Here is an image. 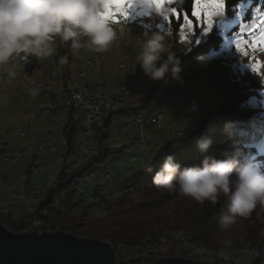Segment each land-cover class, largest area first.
<instances>
[{
	"label": "rangeland",
	"instance_id": "1",
	"mask_svg": "<svg viewBox=\"0 0 264 264\" xmlns=\"http://www.w3.org/2000/svg\"><path fill=\"white\" fill-rule=\"evenodd\" d=\"M165 2L168 3V0H165ZM249 5L250 1L240 2L239 9L233 16L222 17L221 15H214L211 23H209L207 17L203 14L199 19L187 14L189 19L192 20V24H187L184 17L180 20L181 16L179 11V16L170 13L168 19H164L150 14L146 9L135 7L131 10L132 14L130 16H117L118 31L122 29L123 34L106 52L96 53L87 48H83L84 50L81 48L73 53L72 59L69 62V72L72 79L78 81L79 74L83 70L88 73L87 75L89 77H94L92 76L93 71L97 75L101 73L106 86L105 91L111 93L120 83H126V86L129 87L145 88L155 82V80L150 79L144 74L143 69L137 61V56L142 47L143 32L145 30L153 29L164 32L167 35V47L174 51L177 56L186 53L191 48L192 40H195V42L203 41L204 37H207L215 26L223 37L218 48L198 54L190 60L182 62L180 80L170 75L169 78L158 81L155 102L164 113L163 128L160 130L152 126L144 128L146 137L145 149L140 150L136 145L135 141L138 133L134 131L135 129L129 130L131 131L130 133L127 131V133L122 135L119 129L114 127L110 128L109 131H106V136L104 137V148H119L124 149V152H116L109 156L105 162L96 164L89 175L83 178L79 177L76 180L73 187L69 189V193L82 186L84 187L82 195L87 202L97 201L94 195L96 186L100 184L103 178L110 175L109 184L111 191L109 192V196L116 198L121 193L123 181L127 177L141 168L149 166L155 160L160 147L166 143L164 140L165 137L172 141L175 140L174 143H177V145L171 152L163 155L158 160L157 166L159 167L163 163L166 155H172L175 158L179 148L184 151L189 148L187 150V156L196 154L200 150L198 147L199 140L197 141L196 137L192 142H189L186 138L178 139L172 135V132L167 130V128L179 130L175 127L177 124L175 120L176 113L171 101L175 96L184 97L185 91L189 88L187 75L192 67L200 83L198 93L193 96V101L195 104L200 101L203 105L201 111L196 115L194 123L199 122L201 119H207L209 113H213L228 94L232 92L227 87H221L220 80H206V77L218 75L225 81L233 80L235 71L241 68L240 70L243 76H245V80L248 79V82H245V80L242 81L240 89L244 92H250V94L239 103L237 112L249 114V117L243 121L222 123L220 125L221 134L218 137H215L217 134L216 126L210 125L209 131L211 133L207 139L211 141L217 139L220 141L231 137L248 145L256 144L260 152L264 153V105H262V102H264V90L262 89L264 87V84H262L264 80H261L263 73L260 72L261 66H264V44L259 45L256 42L250 44L245 39V34L250 33L249 28L253 21L257 25L260 24L261 10L257 8V14L250 19H246L245 13ZM241 25L244 26L243 38H241ZM205 29H209V31L205 32ZM256 29L259 30V27ZM238 42L242 44V49L240 50H237L235 47ZM57 46L58 39L56 40V48L53 55L48 58L38 59L40 66L29 75L25 70L27 59L13 57L9 63V67L15 70L16 76L11 84L8 83L6 72L0 69V147L7 141L11 151L9 155L15 157V159L19 154L29 156L35 153L37 157V164L33 167L30 175L26 174L23 170H19V165H16V169H12L14 170V174L11 175V179L6 180V176L0 177V220L3 221H10V217L7 214L10 212L9 210H15L13 212L15 215L28 216L33 213L36 204L22 208L23 202L29 204L37 203L39 199L37 198L35 200L32 197L33 195L42 197L46 192V188L55 184L63 169L75 170L82 163L87 162L92 153L83 155L81 149V126L77 127L74 134V149L71 153L67 154L65 125H59L58 122L56 123V120H53L52 122L54 124L50 127V121L41 123L35 119L23 118L24 110L37 103L36 98L31 93V86L37 79L46 76L47 73L58 71L54 61ZM198 57H203V59H198ZM88 60L93 61L95 67L86 65ZM121 64L129 65L130 69L122 68L120 66ZM249 66H254V69ZM213 84L215 85L216 93L214 95V102H211L205 90ZM179 87L181 88L180 90L178 89ZM31 102L35 103L32 104ZM188 115L189 113L186 115L187 118ZM115 122H117L116 119ZM7 124H11V127L6 128ZM23 130L29 131V134L24 136L22 134ZM49 132H51L50 136L48 135ZM92 134L88 136L90 147H94L95 145V135ZM159 135L163 138L162 142L158 139ZM48 139H50V142ZM42 143H44V147L39 148V145ZM88 144H86L87 149H89ZM53 146L54 150H52ZM47 152L50 153L49 156L46 155ZM24 160L30 162L28 157H25ZM11 166L5 170L0 169V172L4 171L3 173H6L5 171L9 170ZM8 176L10 178V175ZM106 187H101V190L103 191ZM11 192L16 193H12V195L16 197L17 202L14 200L13 203H9L8 200H5V196H10ZM26 194L32 198L27 197ZM68 194L65 193L63 198ZM22 195H25L27 199L22 200ZM10 197L12 199L14 198L13 196ZM7 204L11 205L7 206ZM18 206H20L19 209H17ZM93 208L92 213L94 215L100 216L103 214V209L98 205H95ZM252 215L257 216L258 220L264 226V209L258 207ZM40 222L38 220L34 225L32 223L28 227H33L39 231L47 230L42 229L39 225ZM47 231L59 230H50L49 228ZM181 239L185 241L184 245L188 249L189 254L197 257L195 260L203 261L206 264H212L214 260L217 264H240V262H243V264H253V254L247 256L243 254L238 255V249L234 247L225 248L213 245L209 247L196 246L189 243V237L186 235H183ZM168 248L179 250V246H169ZM121 251L124 254L126 253L125 248H122ZM117 256L118 258H122L118 254ZM261 258L262 256L258 258L260 259L258 262L262 260Z\"/></svg>",
	"mask_w": 264,
	"mask_h": 264
},
{
	"label": "trees",
	"instance_id": "2",
	"mask_svg": "<svg viewBox=\"0 0 264 264\" xmlns=\"http://www.w3.org/2000/svg\"><path fill=\"white\" fill-rule=\"evenodd\" d=\"M243 1H250L245 13L246 19L255 16L257 8L264 9V0H226L225 11L221 16H233L239 9V3ZM166 4H171L172 7L178 9L180 20L183 19L185 13L192 16L194 0H180V2L172 0L171 3ZM222 39V35L215 26L203 41L192 40L191 48L178 57H180L181 63L188 61L198 54L218 48ZM72 55L73 52L69 44H62L58 39L54 61L60 72L69 73V62ZM65 57V62L61 63V59ZM39 66L38 58H27L26 73L31 74ZM170 75L171 73L166 78H169ZM157 84L158 81H155L148 89H144L148 94L145 96L146 102H150L149 99L155 95ZM249 94L250 92H244L240 88L232 90L218 108L213 113H209L208 119H203L198 123L191 136H195L198 141L199 134L204 130L209 131V126L213 125L217 129L215 137H218L221 134L220 125L222 123L243 121L248 118L249 114L238 113L237 109L239 103ZM108 112L118 113L119 111ZM74 113L76 112L72 110L68 116L73 119ZM73 120V124L65 127L67 154L74 149L75 125L80 124V121ZM210 133L209 131L208 137ZM173 143L174 141H170L162 145L155 160L149 166L141 168L127 177L123 181L121 193L116 198L109 196L107 191L103 190V192L100 184L96 186L94 195L97 201L94 202H87L82 194H77V190H72L69 193V189L73 187L79 177L83 178L89 175L96 164L105 162L109 156L114 154V150L104 148L101 154H90L89 160L75 170L63 169L55 184L48 187L45 194L39 198L33 213L28 216L15 215L13 210H9L10 212L7 214L10 221L0 220V223L15 232H23L35 229L29 228L28 225L32 223L34 225L39 220L47 230L49 228L50 230H65L78 236L108 241L113 244L117 254L122 257L118 258V264H148L161 257L197 259L189 254L184 245L185 241L181 239L183 235L189 237L190 244L205 247L212 245L223 247L221 241L230 239L231 247L238 249V255L253 254V264H264L262 263L264 262V226L257 216L241 218L231 230L221 232L216 227L214 217L218 214L223 200L216 204L205 202L201 205L191 199L180 197L176 193L158 190L152 184V176L159 169L158 160L173 150ZM6 154H9L8 150L0 147V158L7 156ZM234 155L242 161L252 159L264 164V153L260 152L258 145H248L231 137L220 141L215 139L211 141L206 151L199 150L191 156H187V150L178 149L175 159L183 168L202 165L206 157L226 159ZM33 167V162H29L25 173L30 175ZM65 193L69 194L63 198ZM40 204H43L42 209H39ZM95 205L103 209L102 215L98 216L92 213ZM169 246H179V250L168 248ZM122 248L126 249L125 254L121 251ZM261 256L262 260L258 262L260 260L258 258ZM212 264H217V262L214 260Z\"/></svg>",
	"mask_w": 264,
	"mask_h": 264
},
{
	"label": "clouds",
	"instance_id": "3",
	"mask_svg": "<svg viewBox=\"0 0 264 264\" xmlns=\"http://www.w3.org/2000/svg\"><path fill=\"white\" fill-rule=\"evenodd\" d=\"M111 7L112 0H0V69L6 72L8 83L16 76L9 67L13 57L48 58L55 51L57 38L69 44L73 53L81 48L106 52L123 34L110 14ZM136 7L160 18L172 9L171 4H157L154 0H138ZM166 41L162 31L143 32L137 61L144 74L155 81L164 80L169 73L181 79V59ZM65 60L62 58L61 63ZM38 91L34 87L33 95ZM210 144L207 138L198 141L201 151ZM152 184L201 205L223 200L214 217L221 232L231 230L239 219L251 217L258 207L264 209V164L252 159L242 161L235 155L226 159L206 157L202 165L183 168L174 156L166 155L152 176ZM221 244L229 248L232 241L225 239Z\"/></svg>",
	"mask_w": 264,
	"mask_h": 264
},
{
	"label": "built area",
	"instance_id": "4",
	"mask_svg": "<svg viewBox=\"0 0 264 264\" xmlns=\"http://www.w3.org/2000/svg\"><path fill=\"white\" fill-rule=\"evenodd\" d=\"M257 37V29L245 35V39L250 44L255 43ZM121 66L124 68H129V65L121 64ZM66 78H70L69 73H67L66 75L48 74L44 76V78H42L41 85H49V92H40V87L36 88L39 89V94H46V101L38 102L34 105V107H31V117L24 119L42 118L44 122L45 117L57 116V122L59 124L61 117L66 113H70V102H74V99L70 98V91H73L72 88H65V90H56V83L66 82ZM187 78L189 83L187 105H184L177 96H175L172 101L173 106L176 109V121H185L188 110H191L193 115L198 114L203 106H196L193 104V96L198 93V87L200 85L193 67L190 69ZM210 78L213 81L220 80V85H222L224 88L227 87L232 90H237L240 88V83L243 80L244 76L242 71L240 69H237L235 71L233 84H226L224 79L218 75H212ZM78 82L79 84H81V92H79V95H81V102L77 103L78 108L82 109V112L84 113L86 133H89L90 130L96 127V123H93V115L96 114L99 109H102V103H113V100H115L117 97H126L127 99H130V106H126V108H118L119 117H127L129 119H133L136 125H143V132H137L138 134H142V141H139L141 150H144L146 146L144 128L148 126H152L158 130L163 128L158 127V124L156 122V113H162L158 110L157 106H154L153 103L150 102L138 103L134 101V94H137L136 88L121 86L116 93L112 94V99H103L104 91L102 84L90 83V77L86 74L85 71L80 72ZM82 86H90L91 94H82ZM262 89L264 90V87ZM206 92L209 97L213 99V96L215 95V85H213L211 88L206 89ZM58 96L68 97V104L64 105V107H56V99ZM167 130L177 136L190 139L189 137H191V134L195 131V128H190L189 130H172L167 128ZM48 135L50 136L51 132H49ZM43 145L44 143H42L39 147H42ZM81 149L84 155V148ZM10 164H13V162H10ZM110 177L111 176L108 175L106 178H103L100 181V186H108ZM83 192L84 187H78L77 194L80 195ZM9 203H13V201Z\"/></svg>",
	"mask_w": 264,
	"mask_h": 264
},
{
	"label": "water",
	"instance_id": "5",
	"mask_svg": "<svg viewBox=\"0 0 264 264\" xmlns=\"http://www.w3.org/2000/svg\"><path fill=\"white\" fill-rule=\"evenodd\" d=\"M43 204L39 205L42 209ZM112 243L66 231L15 232L0 223V264H118ZM148 264H206L184 257H161Z\"/></svg>",
	"mask_w": 264,
	"mask_h": 264
},
{
	"label": "crops",
	"instance_id": "6",
	"mask_svg": "<svg viewBox=\"0 0 264 264\" xmlns=\"http://www.w3.org/2000/svg\"><path fill=\"white\" fill-rule=\"evenodd\" d=\"M260 35V34H259ZM257 40L256 41H258V39H259V36H258V38H256ZM83 49V48H82ZM84 50V49H83ZM89 50V49H88ZM87 50V51H88ZM263 64V63H262ZM86 65H90V66H92V67H95L94 66V62L93 61H91V60H88V62H87V64ZM254 65V64H253ZM121 66V65H120ZM122 67V66H121ZM249 67H251V68H253L254 66H249ZM101 68V67H100ZM122 68H124V67H122ZM240 68V67H239ZM125 69H130V66H129V68H125ZM241 69V68H240ZM254 69V68H253ZM83 71H85V70H83ZM255 71V70H254ZM82 72V71H81ZM260 72H262L263 73V76L261 77V80H264V66L262 65L261 66V69H260ZM47 74H59V75H66L67 73H63V72H60L59 70L58 71H55V72H53V73H47ZM46 74V75H47ZM86 74H88V73H86ZM69 76H70V78H66V82H58V84H56V90H65V88H72V89H75V88H77V80H74V79H72V77H71V74H70V72H69ZM89 76V75H88ZM92 76H94V77H100V79H101V81H102V87H103V91H104V93L107 95V96H110V95H112L113 93H116L119 89H120V87L121 86H126V83H120L119 84V86L113 91V92H111V93H108L107 91H105L106 90V86H105V84H104V78H103V76H102V74L101 73H99L98 75L95 73V71H93V74H92ZM211 76H207L206 77V80L207 79H209V80H211V81H213L211 78H210ZM42 78H44V76L43 77H41V79H37L36 80V82L34 83V84H37L39 81H41L42 80ZM90 78H93V77H90ZM245 80V76H244V79L242 80V81H244ZM199 81V80H198ZM245 82H248V79H246L245 80ZM242 83V82H241ZM33 84V85H34ZM262 84H264V82L262 83ZM32 85V86H33ZM151 85V84H150ZM150 85L149 86H147V87H145V88H140V87H133V88H136L137 89V94H135L137 97H142V98H144L145 99V96H148V94L146 93V91H144V89H148L149 87H150ZM214 85V84H213ZM213 85H211V86H209V87H207L206 89H208V88H211ZM31 86V87H32ZM221 86V85H220ZM221 87H223V86H221ZM31 89V88H30ZM179 90L181 89L180 87L178 88ZM189 89V88H188ZM186 93H185V95H184V97L183 98H181V97H179V96H177L182 102H183V104L184 105H187V97H188V90H186L185 91ZM205 92H206V90H205ZM32 93V92H31ZM146 93V94H145ZM207 93V92H206ZM216 93V92H215ZM33 95V94H32ZM139 95H141V96H139ZM34 96V95H33ZM207 96H208V98L210 99V101L211 102H214V96H213V99H211L210 97H209V95L207 94ZM35 98H36V102L38 103V101L39 102H41L42 101V98L41 97H36V96H34ZM156 98H157V94L155 93V95H153L149 100H150V103H153V105H155V106H157V108H158V110L160 111V112H162V113H156V115H159L160 116V119H161V122H162V125H163V121H164V113H163V111L158 107V105L156 104ZM172 101H173V99H172ZM172 101H171V104H172V107H174L173 106V103H172ZM32 103V102H31ZM35 103V102H34ZM34 103H32V104H34ZM193 104L194 105H202L201 104V102L199 101V102H197L196 104L194 103V101H193ZM262 105H264V102H262ZM34 106V105H33ZM32 107V106H31ZM174 109H175V107H174ZM201 111V110H200ZM199 111V112H200ZM175 112H176V109H175ZM198 112V113H199ZM77 113V112H76ZM76 113H74L73 114V119H75L76 120V122L77 121H80V124H76L75 125V132H76V129H77V127L78 126H81V128H82V130H83V127H84V123H83V120L81 121V116H78ZM189 113V115H188V118L186 117L185 118V121H177L175 124H176V128H178L179 130H189L190 128H196L197 126H198V123L201 121V120H203V119H201L199 122H197V123H194L195 122V118H196V115H193L192 114V111L191 110H188V112H187V114ZM81 118V119H80ZM175 118H176V116H175ZM208 118H209V116H208ZM207 118V119H208ZM73 119H71L69 116H67L66 118H64L63 120H61L60 119V122H59V125L61 124V125H65V127H67V126H69V125H71V124H73L74 123V120ZM115 119H116V121L117 122H115ZM36 120V119H35ZM55 121L56 120V123H57V118H52V119H49V120H45V121H50V123H49V126L51 127L53 124H54V122H52V121ZM119 122V123H118ZM42 123V122H41ZM56 123H55V125H56ZM82 123H83V126H82ZM96 124H97V128L95 129L96 131L93 133V132H91V134L93 133L95 136H94V138H95V145H94V147L93 146H91L90 147V141H88L86 144H88V148L89 149H87V147H86V149L87 150H90V153L93 155H95V153H97V154H101L102 153V151H103V149H104V137L106 136V131H109L110 130V128H112V127H114V128H117V129H119V131H120V133L123 135V134H125V133H127V131H129V130H132V129H135L134 131L135 132H139V127L137 128V126L138 125H136V123H135V121L133 120V119H129V118H127V117H122V118H120L119 117V115H118V113H112V112H105V113H103V116H101L97 121H96ZM8 125L9 124H7L6 125V128H8ZM54 125V126H55ZM167 125H169V123H167ZM170 126V125H169ZM0 127H1V124H0ZM9 127H11V125L9 126ZM131 127H133V128H131ZM163 127V126H162ZM6 128H4V129H6ZM80 128V129H81ZM131 131H129V133H130ZM133 132V131H132ZM22 134H24V136H26V135H28L29 134V131H25V130H23L22 131ZM90 134V135H91ZM92 134V135H93ZM169 135V134H168ZM173 136H176L178 139L180 138V139H182L180 136H177V135H175V134H172ZM138 137H139V134H138V136H137V138H136V140L138 139ZM159 138V140L162 142L163 141V138L162 137H160V135L158 136ZM89 138V137H88ZM190 139H188V138H186V140L187 141H189V142H192L193 141V139L195 138V136H191V137H189ZM50 139H48V141H49ZM165 141H166V143L167 142H170V141H172V140H170L169 138H166L165 137V139H164ZM198 140H199V136H198ZM5 142V141H4ZM50 142V141H49ZM136 142V141H135ZM174 142H175V140H174ZM136 145H137V142H136ZM177 145V143H173V148L175 147ZM40 146V145H39ZM138 146V145H137ZM1 147H4V148H6L7 150H8V153L10 152L11 153V151H10V148H9V146H8V144H7V141L4 143V145H2ZM44 147V145L42 146V147H39V148H43ZM139 147V146H138ZM140 148V147H139ZM111 149V148H110ZM180 149V148H179ZM189 149V148H188ZM188 149H185V151L186 150H188ZM52 150H54V146L52 147ZM52 150H50L51 152H52ZM111 150H114V153H116V152H124V149H119V148H117V149H111ZM140 150H141V148H140ZM85 152V151H84ZM90 153H88V154H90ZM88 154H85L84 153V155H88ZM9 155V154H8ZM46 155L47 156H49L50 155V153L49 152H47L46 153ZM10 157H11V159L10 160H8V161H5V159H4V157L3 158H1L0 160H3V163H2V168L1 169H8V167H10V165H12L11 166V168L9 169V170H7V171H5L6 173H3L4 171H1L0 172V177H4V176H6L7 178H6V180H8V179H11V175L12 174H14V170H12V169H16L15 168V166L16 165H19V170H23V171H25V168H26V166H27V164L29 163V162H26L24 159H25V157H28L29 158V160H30V162L32 161L33 162V164H34V166H36V164H37V157H36V154L34 153V154H30L29 156H22V154H19V156L15 159V157H12L11 155H9ZM150 160V159H149ZM10 162H13V164H10ZM130 162H131V160H130ZM5 166H7V168L5 167ZM25 166V167H24ZM22 168H24V169H22ZM12 170V171H11ZM11 171V172H10ZM8 175H10V178H9V176ZM98 186V185H97ZM48 188V187H47ZM47 188H46V190H47ZM104 190L106 191L107 190V192H110L111 191V189H110V184L106 187V188H104ZM12 193H14V194H16L15 192H11L10 193V196H13L14 198L12 199V197H10V196H5L6 197V199L5 200H8V202H11V201H14V200H16L15 202H17L18 200L16 199V197L14 196V195H12ZM20 194H23V193H20ZM28 194H30V193H28ZM45 194V193H44ZM26 196L27 197H29L27 194H26ZM32 197H34L35 198V200H37V198L39 199L40 197H36L35 195H33ZM32 197H29V198H32ZM36 203H34V204H29V203H27V202H23V205H22V208H26L27 206H30V205H35ZM11 204H7V206H10ZM0 207H1V205H0ZM19 207L20 206H18L17 207V209H19ZM5 209H7V208H5ZM15 211V210H14ZM14 211H12V212H14Z\"/></svg>",
	"mask_w": 264,
	"mask_h": 264
},
{
	"label": "bare ground",
	"instance_id": "7",
	"mask_svg": "<svg viewBox=\"0 0 264 264\" xmlns=\"http://www.w3.org/2000/svg\"><path fill=\"white\" fill-rule=\"evenodd\" d=\"M262 12V10H261ZM256 30V29H255ZM248 34V33H247ZM245 34V35H247ZM260 32L257 29V36H259ZM225 81V80H224ZM90 83L93 84H102L100 77H93L90 78ZM226 84H233V80H229V81H225ZM42 84V80L39 81L37 84H34L31 87V92L32 89L35 87H40V92H49V85H41ZM58 84V82L56 83ZM222 86V85H221ZM79 92H81V84H79V82H77V88L73 89V91H70V98L74 99V102H70V112L72 110H74L75 112H77L84 123V127L82 130V136H81V147L84 148L85 150V154L90 153V150L86 149V143L88 142V136L91 134V132L95 131L96 127H94L92 130H90L89 133H86V125H85V119H84V113L82 112V109L78 108V103L77 102H81V95H79ZM33 94V93H32ZM82 94H91V87L90 86H82ZM34 96L36 97H41L42 101L41 102H45L46 101V94H35ZM103 99H112V95L107 96L104 92H103ZM134 101L138 102V103H147L145 101L144 98L142 97H137L134 94ZM68 104V97L66 96H58L56 99V107H64V105ZM126 106H130V99H127L126 97H117L115 100H113V103H102V109H99L98 112L96 114L93 115V123H96V121L103 115V113L107 112V111H114V110H118V108H126ZM155 106V105H154ZM34 107V106H32ZM31 107L26 108L23 112V118H30L31 117ZM69 113L64 114L61 117V120H63L64 118H66L68 116ZM52 118H57V116H50V117H45V120H49ZM36 119L38 122H43L42 118H34ZM156 122L158 124V127H162V122L160 119L159 115H156ZM10 125H8L9 127ZM139 127V132H143V125H138ZM208 130H204L199 134V141L202 139H205L208 135ZM139 141H142V134H139L138 139L136 140L137 145L141 148ZM5 161H8L11 159V157L9 155L4 157ZM2 163L3 160H0V169L2 168ZM7 168V166H5ZM22 200H26V196L22 195L21 196ZM42 229L44 230V226L43 223L40 222L39 224Z\"/></svg>",
	"mask_w": 264,
	"mask_h": 264
},
{
	"label": "snow or ice",
	"instance_id": "8",
	"mask_svg": "<svg viewBox=\"0 0 264 264\" xmlns=\"http://www.w3.org/2000/svg\"><path fill=\"white\" fill-rule=\"evenodd\" d=\"M138 0H112V7L110 8V14L112 15V18L116 20L118 15H123L125 17L130 16L131 10L136 7ZM157 4H163L165 3V0H154ZM169 3H171V0H168ZM226 6V0H194V8L192 10L191 15L197 19H199L202 14L207 17L209 23H211L212 18L214 15H222L224 14ZM171 13L177 14L178 9L176 7H172ZM261 20L260 24L257 25L254 21L251 24L249 28V32H252L257 27H259V39L256 41L257 44H264V11L260 13ZM168 19V15L164 18ZM184 20L187 24H192V20L189 19L187 13L184 15ZM243 25H241V38L244 36L243 32ZM209 31V29H205V32ZM198 42V41H197ZM237 50L242 49L241 43H236L235 45Z\"/></svg>",
	"mask_w": 264,
	"mask_h": 264
}]
</instances>
